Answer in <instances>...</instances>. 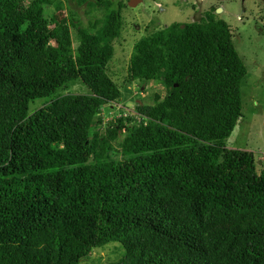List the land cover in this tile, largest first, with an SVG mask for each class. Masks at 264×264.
Returning <instances> with one entry per match:
<instances>
[{
	"label": "trees",
	"instance_id": "16d2710c",
	"mask_svg": "<svg viewBox=\"0 0 264 264\" xmlns=\"http://www.w3.org/2000/svg\"><path fill=\"white\" fill-rule=\"evenodd\" d=\"M57 1L0 0V264H79L109 242L125 250L107 264H264V171L227 145L248 72L229 23L212 7L140 37L125 82L165 93L104 126L126 3L65 0L104 11L85 26L72 9L51 24ZM75 81L87 91L63 92Z\"/></svg>",
	"mask_w": 264,
	"mask_h": 264
},
{
	"label": "rangeland",
	"instance_id": "374dc122",
	"mask_svg": "<svg viewBox=\"0 0 264 264\" xmlns=\"http://www.w3.org/2000/svg\"><path fill=\"white\" fill-rule=\"evenodd\" d=\"M126 3L123 9L124 27L114 41L115 51L109 63V73L123 89L124 98L120 103L107 104L102 109L103 125L117 117L128 116L131 112L137 119V105L153 103L156 93L164 94L165 87L154 81L141 83L125 82L128 65L135 42L156 28H162L173 21L198 19L205 10L215 8V14L225 19L232 30L233 41L247 65V75L242 84L243 115L235 130L227 139L230 147L254 151L257 155L259 172L264 171V0H116ZM65 0H58L47 7V12L56 24L72 9L77 21L90 24L103 17L104 11L88 5L66 7ZM64 5V8H63ZM61 7V8H60ZM74 45L77 44L76 29L71 27ZM129 87V91L124 86ZM87 87L75 81L63 92H85ZM47 103V99H35L29 104L33 111ZM117 247V248H116ZM118 242H109L94 248L90 255L79 264H107L124 253Z\"/></svg>",
	"mask_w": 264,
	"mask_h": 264
}]
</instances>
